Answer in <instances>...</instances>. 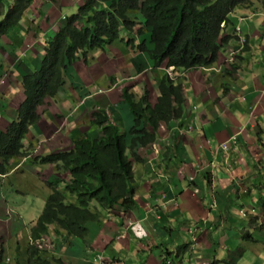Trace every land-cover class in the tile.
I'll return each instance as SVG.
<instances>
[{
	"label": "trees",
	"instance_id": "1",
	"mask_svg": "<svg viewBox=\"0 0 264 264\" xmlns=\"http://www.w3.org/2000/svg\"><path fill=\"white\" fill-rule=\"evenodd\" d=\"M250 0H87L66 24L45 38L47 58L38 71L22 74L25 99L20 104L17 121L0 135V172L7 173L10 163L30 157L29 129L36 125L47 107L46 98L55 97L64 87V72L81 60H88L91 51L128 39L134 44L141 38L138 50L147 54L154 67L174 66L186 70L208 67L219 59L232 35L230 15L234 8ZM33 0H0V55L6 51L4 38L18 32V27ZM49 16V14H48ZM47 16L48 23L52 16ZM226 24V28L222 25ZM47 28V26H46ZM233 30V29H232ZM43 29L40 30V32ZM123 41V40H122ZM147 42L150 46L147 45ZM135 44L132 45V48ZM37 70V69H36ZM160 96L152 107L147 96L140 101L124 92L135 125L122 132L110 123L108 115L98 112L93 123L102 130L98 138L83 137L73 142L72 150L33 157L42 165H54L70 174L69 182L51 180V194L44 211L31 230L38 241L54 234L70 244L71 239L85 242L90 237L91 223L100 224L99 210L110 211L123 202L126 214L133 208L134 162L141 159L127 156V150L148 147L155 140L160 123L174 122L182 126L185 96L183 87L165 76L159 83ZM130 143V144H128ZM129 147V148H128ZM64 183V189L60 186ZM60 190H59V189ZM216 235V240L223 234ZM95 248L99 246L95 245ZM87 257L99 252L87 251ZM35 246L30 248L29 264H49ZM64 264L63 262H61Z\"/></svg>",
	"mask_w": 264,
	"mask_h": 264
},
{
	"label": "crops",
	"instance_id": "2",
	"mask_svg": "<svg viewBox=\"0 0 264 264\" xmlns=\"http://www.w3.org/2000/svg\"><path fill=\"white\" fill-rule=\"evenodd\" d=\"M75 2V1H74ZM79 0L77 1V3ZM76 3V2H75ZM60 0H54L53 4L46 7L42 15L43 20L38 25L39 30L31 29L25 32L23 28L18 29V33H14L12 36L13 42L10 40L3 39V43L6 47V51L0 55V133L7 132L10 124L17 119L18 106L23 102L25 95L21 77L22 74L38 71L42 58L44 56V47L46 37L49 38L55 30L59 28V24L65 16H59L53 21H48V12L55 7H60ZM63 7H66L63 4ZM69 8V7H68ZM67 8V9H68ZM47 9V10H46ZM78 10V6H77ZM77 10L72 11L75 13ZM49 12V13H50ZM49 17V16H48ZM250 30L253 32L254 40L250 41L251 52L249 59H253L255 55H258L257 61L261 62L260 65L248 64L244 68L247 70L245 74L239 77V85L241 90L239 93L244 99L238 104L233 106V113H229L230 119L227 117V121L224 123L221 121H215L211 117L208 122L202 119L198 120V114L194 115L196 119V126L199 129L203 128L204 133H208L207 137L200 134L199 139L194 136L192 138V144H189L187 138L183 140V149L180 154L184 158L193 160V157L197 156L202 161L206 159L205 153L209 156L208 163H213L214 156L212 152L205 150V145L200 147V144L213 145L218 147L219 144L225 142L229 134H235L241 130H245L242 134L240 132L241 139L240 143L243 145L242 162L235 161L233 164V174H226L224 172H218L219 177H223L221 184L225 187L228 186L231 176L237 177H248L250 178L253 185H257L260 190L251 193L246 196L242 202H238L236 198L230 197L231 189L225 190L224 196L217 198L213 195V191L209 186H204L202 177H200V184L202 186H195L187 184L185 179H180V173L172 171L170 168H162L161 173L153 174V161H163L165 159L163 150L161 154H158V150L154 154V158L150 161L147 160L149 168L144 170V180L141 178V183L144 187L153 189V192L160 198L167 196L170 198L169 204L171 208V217L174 218L173 223H188L192 219H204L213 218L221 215V221H225L226 224L231 225L232 231H227V236H234L233 242L229 243L228 249L225 251V256H230L232 252H247L248 255L247 264H251L252 259L257 256L264 255V248L262 244L257 243L255 246L248 244L241 235L243 231H249V238L252 240L259 235V241H264V217L262 219V228L255 227L254 225L242 224L245 228L242 231L237 232L230 221L234 223H240L235 218L236 215L232 216L234 210H239L241 207H258L256 203L259 202V198L262 200L264 193V151L259 154V157L254 155L260 152V144H264V130L254 129L250 122L255 123V126L264 129V40H262L258 31L264 29V26L258 24V22H249ZM47 26V28H46ZM38 31L40 39L36 40V36L33 34ZM37 35V34H36ZM33 36L35 37L32 40ZM19 37L20 39H18ZM31 38V39H30ZM117 52V54L114 53ZM97 56V57H96ZM94 55L92 63L88 66L83 64L75 65L72 70L75 82H82V89L75 92L73 79L70 78L68 72H65L67 85L59 93L55 99H49L47 105V112L42 115L41 121L36 125L35 128L31 129L27 145L29 143H35V147L41 144L38 156L44 157L51 154L66 152L73 146V140L81 138L83 135H88L96 132V128L91 126V115L94 112L93 106L98 108H107L114 104L120 103V94L117 93L115 88L119 86V82L122 79H128L134 69L137 67V59L133 53L129 54L124 48L118 47L114 50L109 49L107 55L102 53ZM116 58L118 60H116ZM117 63L119 67H117ZM71 66H68L70 69ZM37 69V70H36ZM67 69V70H68ZM66 70V71H67ZM129 74V75H128ZM115 77V78H114ZM114 78L117 83L115 87H110V80ZM186 93L190 97V101L194 102L197 108V112L202 111V103L205 98L199 96L202 86L197 83H187ZM96 88L95 93L97 94L100 90H106L104 95L90 93L92 88ZM111 88V89H109ZM93 92V91H92ZM262 92V93H261ZM107 93H110L107 95ZM82 96V99L77 98ZM201 95V94H200ZM193 98V99H192ZM119 102V103H116ZM259 102V103H258ZM113 104V105H114ZM122 105H120L121 107ZM191 104V108H193ZM256 111V115H261L257 120L252 119V114ZM196 112V113H197ZM202 113H205L204 110ZM119 120L125 121V124L131 123L128 110L117 113ZM241 114V115H239ZM190 115L185 117L183 123L188 119ZM202 125H201V124ZM209 123V124H208ZM249 126V130H246ZM162 131V130H161ZM256 136V138H255ZM174 137H168L170 144L177 142ZM256 139L260 140L259 143ZM199 153V155H198ZM149 156L153 157L151 153ZM182 157V158H183ZM186 161V160H184ZM1 162V159H0ZM212 165V164H211ZM211 165L204 168L203 172L211 171ZM62 169L54 165H39L30 160H16L12 163L11 172L6 175H0V264H28L30 258V246L32 244L31 230L33 224L37 221L41 215L47 198L49 197L51 190L48 186L50 180L56 178L68 179V174L64 177ZM165 176L159 178V176ZM149 191L143 188V195H146ZM199 194L201 197H199ZM264 195V194H263ZM244 198V197H243ZM164 202H167L164 200ZM168 204V205H169ZM215 204V206H213ZM257 211H260L257 209ZM209 213H212L210 215ZM136 220L134 216L131 217ZM105 219L103 220L104 224ZM115 222H120V219H115ZM115 222H105L103 229L100 232H95L94 240L96 245H104L105 236L110 239L109 226H114L116 230ZM245 225H247L245 227ZM230 227V226H229ZM92 224L89 225V229L92 230ZM118 229L115 231L117 233ZM217 235V234H216ZM216 235H208V243L206 248L210 249V254H213L215 244L217 243ZM141 238L143 236L140 234ZM247 236V234H246ZM96 237H98L96 239ZM49 238V237H48ZM146 239V238H145ZM61 250L54 249L51 252H56L55 257L51 256L52 260L63 261L62 257L65 254V247ZM68 249V248H67ZM253 252V253H252ZM206 258L212 257L205 255ZM64 262V261H63ZM70 262V261H69ZM244 260H237L238 264H243ZM66 263V262H65ZM71 263V262H70ZM255 263V262H254ZM149 264H155L153 260ZM236 264V263H231ZM255 264H258L257 262Z\"/></svg>",
	"mask_w": 264,
	"mask_h": 264
},
{
	"label": "clouds",
	"instance_id": "3",
	"mask_svg": "<svg viewBox=\"0 0 264 264\" xmlns=\"http://www.w3.org/2000/svg\"><path fill=\"white\" fill-rule=\"evenodd\" d=\"M256 1H260V0H256ZM247 6H251V7L248 8ZM79 7L80 6H78V10ZM78 10L76 13H78ZM230 19L232 20V27L234 25V28H232L233 30L231 28L228 29L227 32L232 35V40H229L227 46L219 53L218 61L213 64L211 63L208 67L186 70L184 68H179L174 66L164 67L163 65L162 67L156 68L154 67L153 62H151L147 54L137 49L139 44H141V38H136V42L134 43L135 44L134 48H132V45H134L132 42L128 44V39L121 38L120 41L112 44H107L104 46V48L94 49L93 51L90 52L88 56V60L86 61L81 60L75 63L74 65H72L71 68L68 69L67 71L65 70V72H68L70 78L73 79L74 76L72 73L73 70L72 67H74L78 63L83 64L84 66L85 65L88 66L90 65V63H92L94 59V55L96 56V54H100V53H102L103 55H107L109 49L114 50L118 47H122L129 54L133 53L136 57H138L137 67L134 69L133 74L128 79L123 78L122 81L118 83L119 84L118 87H120L119 90H116L117 88H115L117 93L120 94V103L119 102H116L119 104L112 103L110 104L112 106L102 109L101 108L97 109L96 106H93L94 112L91 115V119H92L91 126L96 128V132H94L95 134H91V135L90 134L83 135L81 138L76 139V141L82 139L83 137H89L91 139H95L101 135L102 130L97 126H95L93 123L94 115L101 111H104L108 115L110 123L118 127L122 132L130 131L131 128L134 127L135 125L134 117L129 109V106L125 104L123 101L124 92H127L129 95H132L134 100L136 101H140L141 99L146 97L148 92V102L152 107H154L156 105L158 97L160 96V92H159L160 80L163 79L165 76H168V78L173 82L182 85L185 96L184 116L181 119L183 124L182 126H179V124H176L174 122H170V124L168 125L162 122L160 123V126L157 129L155 140H153L148 147H138L135 148L133 151H131L130 149L127 150V156L130 158L131 161H133L135 155L141 159L139 163L134 162L133 164L134 167L133 188L135 190V195H134L135 205L127 214L125 213L127 211H125L124 209L123 202H120L119 206L113 210L110 211L99 210V212L101 213L100 224L91 223L93 227L92 233L90 234V237L86 240L89 241L90 238L92 239L91 241H89L88 244L93 247V250H91V252H99L97 256L96 255L94 257H92V255L89 256L91 261L90 264H127V263H132L131 260L136 261L138 264H149L151 260H153L155 264H231V263L238 264L237 260L238 261L244 260L243 264L244 263L247 264L248 255L244 256L241 252H232L230 256L224 255L225 251L229 247V243L233 242V237H234V236L228 237L227 231H232L234 227H232L229 224H226L224 220L221 221L220 214L217 217H213L210 219L198 218V219L189 220L188 223L186 222L181 224L175 222L173 223V225H171L174 218L171 217L172 210L170 208V205H172V202L170 204L168 203L171 201L170 198L165 196V194L163 198H160L158 195H156L153 192V189L144 187L143 183H139V180H141V178L144 180V170H147L149 168L148 164L146 163L148 159L145 156V149H146L148 153H151V155H153V157L149 156L150 157L149 161L152 158H154V154L156 153L157 150L159 155L163 150V155L165 157L163 161L152 162L153 174L161 173L162 168L171 167L172 171H176L180 173L181 177H179V180L183 178L187 181V184L189 183L190 185H195L197 187L202 186L200 184V180H201L200 177H202L203 185L209 186V188L213 191V195H216L217 198L221 197V195L224 196L225 194H227L225 193V190L230 188L231 189L230 197L236 198L238 202H242L246 196H249L251 193L255 192L256 190L257 191L260 190V188L257 185L255 186L252 184L250 178L248 177L231 176L230 177L231 180L229 181L227 187L221 184V180L223 177L221 178L218 176L219 180H214L213 178L214 172H217L218 175V172H224L225 170L226 174L229 173L233 174V166L231 169H227L228 167L234 164L233 163L234 160L232 158L233 155L236 162L237 160H239L240 163L242 162L243 145H241L240 143V139H241L240 132L242 131L243 134L245 130L236 132L233 135L229 134L225 142L219 144L218 147H214L213 145L210 146L209 145L210 141L209 142L207 141V144L205 143L200 144V147L202 145H205V150L212 152L214 156L213 163L218 164L215 166L214 170L209 168L211 171L203 172L205 167H208L211 164H212L211 166H213V163H208L210 159L207 153L204 154L206 157V159H204L203 161L204 164L200 158L195 159L193 157V160H191L189 158H184L183 155L180 154V152L183 149V140H184L183 135L186 136L187 138V136L190 135L189 130L193 131L195 134L199 132L200 134H203L204 137L208 136L207 132L204 133L203 128L202 129L197 128L196 119L194 115L198 114V120L202 119L205 122H208V120L211 117L213 118V120L215 119V121H221L220 119H222L224 123L227 121V117L233 119V117H230L229 113H233V106L237 107L238 104L244 99V97L241 96L239 93V90H241V86L239 85V77L245 74V71H247L244 68L246 65L255 64L256 66H258L261 63V62H253V59H251V57L249 59V55L251 52L250 41L254 40L253 32L250 30L249 22H255V23L258 22V24L264 26V0H262L261 5L253 2V0H250L249 2L240 5L239 7L234 8V11H232L230 15ZM62 20L66 21V18L64 17ZM62 27L63 26H60L58 29ZM222 27L226 28V24H223ZM258 35L262 40H264V29L263 31L259 30ZM53 36H54V32L49 38ZM147 45L150 46L148 42ZM114 53L117 54L116 51H114ZM46 58H47V54L44 51V56L42 58V61ZM116 60L118 59L116 58ZM42 61L40 67L42 66ZM117 67H119L118 63H117ZM65 72H64L65 85L63 88H65V86L67 85ZM153 73L154 75H156L155 82L153 79ZM114 78L110 80L111 88L115 87L116 85L115 83H117ZM149 81L156 85L159 95L157 96L152 95L153 86L149 83ZM191 82L193 84L197 83L202 86V90L200 91L201 95L199 94V96L205 99L203 100L202 103V111L201 112L199 111V113L196 111L198 107H196L193 101L192 103L190 101V97L192 96H189L186 93V88L188 86L187 83L191 84ZM137 86H140L141 88L140 91H137L136 89ZM63 88L56 94L55 97H47L46 105H48L47 101L49 99L52 100L58 97L59 93L63 90ZM80 90L83 89L80 88L79 91ZM262 92L264 94V91ZM90 93L93 97V94L95 92L90 91ZM104 94H106V90H100L96 95H104ZM191 104L192 106H194L193 108H191ZM120 105L122 106L120 107ZM19 106H18V111L20 108ZM124 110H128L129 112V116L131 118V123L129 124H125L124 119L120 121L119 118L117 117L118 116L117 113L122 112ZM203 110L205 113H202ZM18 111H17V119H18ZM45 112H47V107L45 108V110L42 111V115L45 114ZM255 113L256 111L252 114V119L257 120L261 115H256ZM188 115H190V117L186 119V121L183 123L185 117H187ZM17 119L15 121H17ZM250 124L254 129L264 130L262 128H259L258 125L255 126V123L250 122L249 125ZM36 125L32 126L29 129V134L31 129L35 128ZM169 126H171V128L174 129V133L172 134L173 137L177 136L174 138V140L177 139V142L173 144H170V141L168 139V137L169 136L172 137V135L168 134L166 131L163 130ZM246 130H249V126ZM1 134L2 133H0V135ZM199 135L196 139H199L200 137ZM256 140L259 143L261 142L258 139ZM73 142H75V140H73ZM32 144L34 150L29 155L30 157L22 158L24 160H30V162H32L33 157H40L38 156V154H39V150L42 147L41 144H39L38 147L37 144L36 147H35V143ZM72 148L73 146L71 147L70 150H72ZM259 149L260 152L254 155L255 157H259V154L264 151V144L261 143ZM22 159L19 158L13 160L8 166L9 171L7 173L0 172V175L3 176L8 175L11 172L12 163L16 160H22ZM215 159L217 160L216 162ZM1 163H2V159L0 164ZM37 164L42 165L41 163H37ZM189 164H191L192 168L190 170H185L183 166ZM62 171L64 170L62 169ZM65 174H68V179H62L61 177L56 179L64 180L66 183L69 182L71 176L69 173H64V172L62 176L64 177ZM162 177L165 176L164 175L159 176V178ZM139 187H141V194ZM143 188L149 191L146 195L142 194ZM60 189L61 190L64 189V183L60 186ZM263 194L264 193H262L263 196L262 200L259 198V202L256 203L258 207L242 206L241 209L234 210L232 212V216L236 215L237 217L235 219L236 220L239 219L238 221L240 222L237 224L234 223L233 221H230L233 224V226L239 227V228H235L237 232L242 231L243 229L245 230V228L242 227V224H245L246 222L248 223L247 225H254L255 227L258 228L263 227L262 224L263 222L262 219L264 217ZM199 197H201L200 194ZM164 200L167 202H164ZM213 206H215V204H213ZM257 209H259L260 211H257ZM155 213L157 214L156 217L157 237L153 236L152 238L153 242L147 246L145 245V242L149 241L148 238L146 236H143V238H141L140 236L141 226L146 218L151 217L154 219L152 215ZM209 214L212 215V213ZM132 216H134L136 220H133L131 218ZM117 218L120 219L119 223L115 222V219ZM104 219L105 221L103 224ZM36 222L33 224V227L35 226ZM105 222L107 223L115 222L116 230L118 229V231L117 233H115L116 231V230L114 231L115 227L109 226V228H112L111 233H109L110 239L108 237H105L104 235L101 236L103 237L105 244L97 245L99 246V248L97 249L95 248L96 240H94L95 232L97 230L100 232V230L103 229ZM137 223L141 224L139 225V228H137L136 225H134ZM247 225H245V227ZM222 227H224L223 234H221L218 237L213 254H210V249L206 248L205 246L206 243H208V235L209 234L216 235L220 233ZM51 229L55 230V227L52 226ZM54 230H50V233L51 232L54 233ZM246 234L245 231H243V233H241L242 235L241 238L247 241L248 244L250 243L253 245V243L256 244L259 243L262 244L264 248V241L263 242L259 241V235H256V237L251 240L248 236L250 232L246 231ZM49 235L38 241L32 240V244L30 248L32 246H35L41 252H47L45 256L44 254L41 255L44 257L46 261L50 262L49 264H62L61 262L63 261L57 260L58 262H55L54 260H52L51 256H49L50 254L53 257V254H55V252H51L52 246L54 247V244L53 243L49 244V240H48L50 239ZM59 238L60 237L55 238L54 241L57 242ZM97 238L98 237H96V239ZM124 244L126 245V247L123 246ZM241 251L243 252V250ZM205 255H210L212 257L206 258ZM254 262L255 263L257 262L258 264H264V255L253 258L251 264H255Z\"/></svg>",
	"mask_w": 264,
	"mask_h": 264
},
{
	"label": "rangeland",
	"instance_id": "4",
	"mask_svg": "<svg viewBox=\"0 0 264 264\" xmlns=\"http://www.w3.org/2000/svg\"><path fill=\"white\" fill-rule=\"evenodd\" d=\"M53 1L54 0H33V4L30 5V8L26 11L25 15L22 18V22L20 23V26L18 28L19 29L23 28V31L24 32L26 30H28V33L27 34H30L31 31H29V30H31V29H34V28H35V30L41 29V28L37 29L38 28V25L40 24V22L44 18V15H42L41 12H43V10L46 7H48L51 4H53ZM77 1L78 0H60V2H61L60 7H55L54 9L51 10V12L49 10L50 13L48 12V14H49V16H52L51 18L49 17L50 20L51 21L55 20V18H57V16H58L59 13H60L59 16H65V18L67 19L68 17L72 16V14H73L72 11L77 10V6H81L87 0H79L78 3H77ZM253 2L261 5L262 0H260V1L253 0ZM63 4H65L66 7H63ZM247 7L250 8L251 6H247ZM65 24H66V21L63 20V21L60 22V24L58 26L59 27L60 26H65ZM33 34L36 36V40L37 39H40V36L39 35H36V34H38V31L36 33L33 32ZM17 38L20 39L19 37H17ZM34 38L35 37L33 36L32 40H34ZM5 40L6 41L7 40L10 41L9 38H5ZM257 59H258V55H255L253 57V60L254 61H257ZM150 72H152V71H150ZM155 78H156V75H154V73H153L154 82H155ZM72 81L74 82V85H73L74 88H73V90L75 92L77 90H79L80 88H82V82H75V80H72ZM149 83L153 86L152 95H154V96L159 95V93L157 91V88H156V85L154 83L150 82V81H149ZM119 89H120V87H117L116 90H119ZM136 89H137V91H140L141 88H140V86H137ZM92 91L95 92L96 91V88L93 87L92 88ZM77 92H79V91H77ZM79 94H80V92H79ZM108 94H110V93H108ZM77 98L82 99V96L80 95ZM163 130L166 131L170 135H172L174 133V129L171 128V126L165 128ZM189 132H190V135L187 136V141H188L189 144H192V138H191V136H194L195 133L193 131H191V130H189ZM92 134H95V133H92ZM199 134L200 133L197 132L195 134V138H197ZM172 137H173V135H172ZM183 139L185 140L186 139V136L183 135ZM198 155H199V153H198ZM145 156H146V158H148L147 160H149V158H150L149 157V153L147 152L146 149H145ZM194 158L197 159V156H195ZM216 161L217 160L215 159V162ZM203 164H204V162H203ZM196 165H198V164H196ZM216 165H218V164L213 163V166H211V169L214 170V168H215ZM232 166L233 165H231L227 169H231ZM183 168L185 170H190L192 167H191V164H189V165H184ZM213 178H214V180H219V177L217 175V172H214L213 173ZM139 183H141V180H139ZM139 188H140V194H141V187H139ZM166 211H167V209H166ZM152 216L154 217V219L151 218V217L150 218H146L143 221L142 226H141V235L142 236H146L148 238V240H149V241L145 242V245H147V246L150 245V243L153 242V239H152L153 236L154 237H157V235H156V228H157L156 227V217H157V214L155 213ZM134 225H136V227L139 228V225H141V224L137 223V224H134ZM52 230H54V229H52ZM111 231H112V228H109L108 234L111 233ZM91 233H92V230H91ZM53 234L54 233L51 232L50 235H49V237H50V239H48L49 240V244L50 243H53L55 249L61 250L62 247H63V245L64 244H67V243L63 239H59V240H57V242H55L54 239L57 238V237H56L55 234L54 235ZM91 240L92 239L90 238L89 241H91ZM89 241L82 242V241H79V240H71L70 241V244H67V246L65 247V254H64V257H62V259L64 261V264H70L69 261L71 262V264H90L91 261H90V257H87V253H88L87 251L91 252V250H93V247L90 246V245H88L89 244ZM255 244L256 243H253L254 246H255ZM123 246L126 247L125 244ZM52 249H54L53 246H52ZM57 250H56V252H58ZM56 252H55V254H53L54 257L56 255ZM241 253L244 256L245 255H249V253H247V252H241ZM49 256H52V255L49 254ZM131 259H132V257H131ZM131 262L133 264H138L134 260H131ZM132 263H127V264H132ZM244 264H246V263H244Z\"/></svg>",
	"mask_w": 264,
	"mask_h": 264
}]
</instances>
